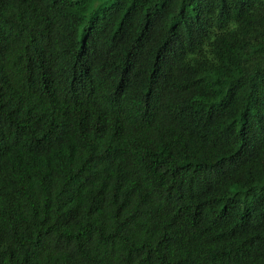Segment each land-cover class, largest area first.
<instances>
[{
  "label": "trees",
  "instance_id": "1",
  "mask_svg": "<svg viewBox=\"0 0 264 264\" xmlns=\"http://www.w3.org/2000/svg\"><path fill=\"white\" fill-rule=\"evenodd\" d=\"M0 264H264V0H0Z\"/></svg>",
  "mask_w": 264,
  "mask_h": 264
},
{
  "label": "rangeland",
  "instance_id": "2",
  "mask_svg": "<svg viewBox=\"0 0 264 264\" xmlns=\"http://www.w3.org/2000/svg\"><path fill=\"white\" fill-rule=\"evenodd\" d=\"M94 8V5H91V7L88 9V11L84 14L85 19L88 18V16L91 13V10Z\"/></svg>",
  "mask_w": 264,
  "mask_h": 264
}]
</instances>
